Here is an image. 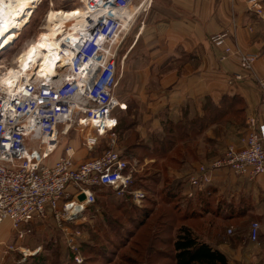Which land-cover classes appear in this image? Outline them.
<instances>
[{
    "label": "crops",
    "instance_id": "1",
    "mask_svg": "<svg viewBox=\"0 0 264 264\" xmlns=\"http://www.w3.org/2000/svg\"><path fill=\"white\" fill-rule=\"evenodd\" d=\"M153 2V7L137 18L126 36L128 51L124 58L129 64L121 71V76L126 74L127 77L122 90L121 126L138 125L136 138H141L134 148L137 156L130 154L132 161H138L139 167L142 163L149 164L151 170H155L153 175H145L144 180L156 177L158 194L165 183L181 186L183 200L190 204L189 209L196 210L200 217H208L201 237L222 252L228 264H264V175L249 178L222 168L215 172L208 193L201 192L195 201L184 197L190 186V169L221 154L229 142L242 146L250 119L264 123V108L260 106L261 95L256 81L246 77L234 85L227 83L229 75L239 73L245 77L251 75L250 71L240 66L236 53L222 60L224 47L211 42L212 36L234 29V39L228 36L226 44L237 45L243 52L256 55L254 71L263 76L264 21L248 11L246 0ZM226 97L243 100L246 108L242 126L234 121L230 123L231 119L214 123L207 119L210 105L218 107ZM127 105L131 107L127 109ZM131 110H136L140 125L134 120L128 125L125 118H132L129 117L134 113ZM180 120L187 123L185 143L188 148L184 158L172 162L154 155L153 149L159 146L155 140L169 133L167 127L176 126L170 135L183 130L177 128ZM228 126H233V132L224 141L222 133ZM124 135L130 138L132 134L128 131ZM78 141V136L63 139L57 155L69 143L76 148V160H85L80 155ZM182 168L185 171H181ZM183 172L185 179H181ZM254 221L260 224L257 241L250 238ZM230 226L234 234H227ZM26 244L25 239L18 237V230L6 220L0 227V264H20L21 260L30 263L27 256H35L44 249L38 242ZM25 250L29 253L23 258Z\"/></svg>",
    "mask_w": 264,
    "mask_h": 264
},
{
    "label": "built area",
    "instance_id": "2",
    "mask_svg": "<svg viewBox=\"0 0 264 264\" xmlns=\"http://www.w3.org/2000/svg\"><path fill=\"white\" fill-rule=\"evenodd\" d=\"M79 1H86L89 10L86 24L72 40L62 41L61 55L70 51L71 56L59 62L57 73L51 78L33 75L21 80L12 91L0 87V227L10 221L20 238L26 233L24 225L47 218L49 212L59 216L60 205L70 216L78 217L96 202L94 186L109 187L123 195L134 174V168L115 147V140L111 147L90 159L77 161L72 144L57 155L61 137H70L73 131L90 130L84 137L90 149L105 134L116 136L117 108L123 104L116 96L120 43L115 40L129 29L122 39L125 40L139 13L132 17L121 15V10L135 0ZM246 2L254 15L264 21V1ZM211 42L223 46L226 34L212 36ZM225 50L227 55L222 59L235 52L230 47ZM237 52L241 66L250 71L260 87V106L264 108V75L254 71L257 57L241 49ZM242 77L235 75L238 80ZM242 143L229 145L221 156L200 164L196 173L189 175L188 196L208 189L213 175L222 168L249 178L264 175V123L250 119ZM81 193L86 195L83 201L78 198ZM145 196L140 189L132 192L139 204ZM76 206H80L78 211L74 210ZM258 228V223L252 225L250 238L254 241ZM75 260L81 263L79 258Z\"/></svg>",
    "mask_w": 264,
    "mask_h": 264
},
{
    "label": "rangeland",
    "instance_id": "3",
    "mask_svg": "<svg viewBox=\"0 0 264 264\" xmlns=\"http://www.w3.org/2000/svg\"><path fill=\"white\" fill-rule=\"evenodd\" d=\"M143 2H144V0H135L134 1V3L139 5V7L142 6ZM80 3L81 2L79 0H43V2L37 6V9L35 10L34 13H31L25 17L24 25L21 27V29L19 31L20 36L18 37L17 41H15V43L11 47L7 48L5 51L0 52V58L2 59V61L0 62V68H1L0 70L3 71V70H6L7 67L9 68L10 66H8L7 64L14 63L15 65H17L18 64V61H17L18 56L21 54H26V52L30 48L31 42L39 40V38H41V36L45 32L44 25L46 23V14H47L48 10L50 8H52L51 5H53V7H55V8L73 9L74 6L79 5ZM153 3H154L153 0H151L150 4L147 7L141 8L137 16L140 18L141 15H143L144 11L153 7ZM245 3H246V7H247L248 11L252 12L248 8L247 2H245ZM150 5H151V7H150ZM139 20L140 19H138V21ZM226 32H223L224 34H226V39L229 36V38H231L233 40L234 39V29H233V31L231 30V32H230V30H228ZM123 35L124 34L122 33V35H120L121 38H119V40H118V43H120L118 46V51H119V83H118V86L116 88V96H117V99L119 100L120 104L122 103V90L125 88V86L127 84L126 83V81H127L126 74L121 76V74H122L121 71L124 67L126 68L129 64V61L126 60V62H125V58H124L127 56L128 39L126 38L124 41H122L123 37L125 36V35L124 36ZM232 45H228L225 42V44L223 45L224 54L226 51L225 50L226 47L232 48V50L235 51L234 53H236L239 56L240 66H241V57H240V54L237 52V50L240 48L237 45L236 46L234 45L232 47ZM263 48H264V45H263ZM224 54L221 56V59L224 56ZM225 55H227V54H225ZM3 60H5V61H3ZM222 60H224V59H222ZM256 61H257V59H256ZM256 61H255V63H256ZM255 63H254V65H255ZM244 70H246V69H244ZM235 75H236V73L231 74L227 77V83L228 84L234 85L236 83L238 78H235ZM246 77H248L251 80L253 79L251 77V75L250 76L247 75L245 77L243 76L242 79L243 78L245 79ZM252 81H255V80L253 79ZM258 87H259V85H258ZM259 89H260V87H259ZM260 95H261V90H260ZM128 105H127V109H129L131 107ZM120 108H121V106H119L117 108L118 113H116L117 117H118V122H119V125L116 128V136H113L112 134H109V133L105 134L104 136L99 138V143L94 147V149H90L87 146L86 141L84 139V137H87L88 132L73 131L70 138L73 139L76 136L79 137L78 147L81 150L80 155L84 156L85 159H90V158L99 156L103 151H105L106 149L111 147L114 140H115V147H117L118 149H124L126 151V149L129 148L127 140L125 139V137H123V135L126 132L130 131V133L132 134L130 136V139L135 138L137 133H138L139 126L138 125H136V126L132 125V126H127L126 128L124 127V129H123L124 133H123L122 132V126H121V123H122L121 119L123 117H122V114L120 112ZM132 112H134V113H131L129 116L132 118H128V117L125 118L127 120V122H129L128 124L133 123L132 120H134L135 122H137L140 125L139 121L137 120L136 110H133ZM244 118H245V113L238 114V115L232 114L230 123H233V121H234V122H236V124L242 126L243 124H245ZM130 121H132V122H130ZM225 125H226V123H225ZM246 128L247 129L249 128V122H248ZM140 129H141V132L143 133L144 127L142 126ZM232 132H233V126H228L227 130L224 133H222L221 139H224V141H227L228 136ZM138 136H140V135H138ZM66 138H67V136H62L61 141L63 139L66 140ZM139 141L141 142V138L140 139L136 138V140L134 142H139ZM229 143L231 144L232 142H229ZM228 144L226 145L225 148H227L230 145V144L229 145ZM61 145H62V142H61ZM231 145H235V144H231ZM61 148H62V146H60L58 151H60ZM128 150H130V149H128ZM225 150H223V152L221 154L213 155L214 157L211 156L210 159L203 161L202 163H205V164L210 163L212 160L221 156L225 152ZM195 151H192L194 158L197 157L195 155ZM192 152H190V153H192ZM142 153H146V152L143 151ZM183 153H184V151L182 152V154ZM55 156H56V153H55ZM55 156L53 155L51 157L50 162L55 158ZM183 156H179V158H181ZM130 162L132 163L131 164L132 167L136 169L135 173H137L136 177L139 178V181H141V183H144L143 185H146L148 187H152L151 182H149L148 180H144V176L145 175H149V176L153 175V172L155 170H151L152 167H150L149 164L142 163L141 167H144V165H145V167L141 168V167H139V163H137L138 161L133 162L132 160H130ZM202 163H200V164H202ZM163 165H164V163L159 165V166H163ZM197 167L190 169L191 172L188 175H190L191 173L192 174L196 173ZM181 171H185V169L182 168ZM185 178H186V175H185V172H183L181 179H185ZM211 181H212V184L209 186L210 190H211V187L213 185L214 175H213ZM154 188L157 189L156 186H154ZM209 188L204 189L202 191L196 190L194 196L189 197L187 194L186 197H187V199H192L193 201H195L196 199H198L200 192L205 191L206 193H208ZM102 190L107 192V196L102 195L100 193L97 195V199L103 203V204H100L101 206L100 205L99 206L102 207L103 210H105L107 212V214H109V216H106L105 215L106 213H104L103 210H99V208H96V209H94L93 207L91 208L90 207L91 205H89L85 210H83L79 214L78 217L73 218L72 216H70L68 211H65L63 209V205H60L59 206V210H60L59 216L55 213L49 212L47 218L42 217V218L37 219L36 222H32V223L24 225L23 228L26 231V233L20 239L21 240L25 239L27 246H29L28 244L32 245V244H35L36 242H38L39 244L43 245L44 249L41 252H39L38 254H36L35 256H32V257L27 256L30 260V263H27V262L25 263V260L24 261L21 260L20 264H35L36 263L35 258L40 257L41 255H44L45 258L47 257L49 259L48 260L49 264H55V262H56V264H158L159 262H161L162 264H174V261L171 257L172 250H173L172 243L167 242V243H164V245H163L162 242L156 241L155 242V244L157 245V248L155 249L156 252L158 249H161L162 252H160V253L157 252V253L153 254L154 255L153 261H151L150 258H148V254H149L148 251H146L145 253H142L143 251H145L144 248L146 245V241L149 238V233H150V231L148 229L149 227L148 226L144 227L145 225L142 226L141 227L142 232H140L137 235V237L136 236L132 237L134 234V232L132 230H136L135 224H134V222H131V223L128 222V216L127 215L129 212L134 214L133 209H130L129 206H119V205H121V203L119 202V199H120V197L125 196V193L123 195H120L117 193L116 190L111 189V188H105ZM140 190H142L145 193V195L147 193V195L150 196L151 198H154V197L157 198L155 193L147 192L144 188H141ZM186 193H188L187 190H186ZM107 197L109 199L108 203L105 202ZM158 197L160 198V197H162V195L159 194ZM132 200L138 206H141L144 203L148 204L150 202L149 199H148V201H146V199H143L141 201L142 203L139 204V203L135 202L133 198H132ZM175 203H176V201L172 202L171 207H172L173 211H171V212L167 211V212H170L176 216V219H175L176 222L174 221L173 223H175L177 226L174 228L173 233H176L177 227L181 223L179 221V220H181L180 217H181L182 213L184 212V210H183L184 207H182L181 204L179 207H181L182 209L173 208ZM192 203H195L196 205H198L199 202L198 203L192 202ZM159 205L166 206L165 203H160ZM148 206H150V204H148ZM186 206H187V201H186ZM171 207L168 209H171ZM127 208H128V210H126ZM154 211H156V213L159 214L163 211V209L157 208ZM153 216H151L150 219L147 220V222H152L151 220L153 219ZM193 219L194 220L189 219L190 220L189 221L190 226L191 227L193 226L194 230L197 231V233L199 235H201V232L203 231V227L207 223L208 217L206 216L205 218L200 217L199 219H197V218H193ZM118 222L120 224H115ZM126 223L129 225V226H127L129 228H126V225H125ZM254 223H258V222L254 221L252 223V225ZM252 225H251V228H252ZM259 226H260V224H259ZM163 229H166V228H163ZM226 232H227V234H234V228L232 226H230L229 228H227ZM250 232H251V230H250ZM160 233L161 234H158V235H161L164 239L168 238L167 236L169 233L166 230L162 231ZM258 236H259V228H258ZM136 238L140 239L141 244H139V243H138V245L135 244ZM257 240H258V238H257ZM257 240H255V241H257ZM130 245H134V248ZM46 246H48V247L46 248ZM25 252H23V258L25 257L24 255H28V253H29L28 250H25ZM126 254L131 256V260H127V257L125 256ZM76 257L81 260V263H79L77 260H75ZM121 258H123L126 262L121 263V261H120ZM20 259H21V257H20Z\"/></svg>",
    "mask_w": 264,
    "mask_h": 264
},
{
    "label": "trees",
    "instance_id": "4",
    "mask_svg": "<svg viewBox=\"0 0 264 264\" xmlns=\"http://www.w3.org/2000/svg\"><path fill=\"white\" fill-rule=\"evenodd\" d=\"M245 104L243 100L241 99H236L235 97H226L222 103L217 107V106H212L210 105L209 109V115L207 116V119H209V122L214 123L217 121H224V120H230L232 117V114L238 115L242 114L245 111ZM245 119V118H244ZM119 125V122H118ZM130 125V124H128ZM132 126V124L130 125ZM187 123H183L182 120L179 121L177 128L183 129L180 130V132L177 130V135H170L174 130L176 129L175 125L167 127V130H169V133L162 134L160 137L158 136V139L155 140L156 143L159 144V146L153 149V154L158 155L161 158H166V160H171L172 162H175L176 160H181L184 158L183 155H185V150H187L188 146L185 143L187 140L188 133L186 131ZM200 128H201V122H200ZM123 125H122V132H123ZM166 130V131H167ZM124 133V132H123ZM123 137H126L123 135ZM127 140V143L129 145L130 150L126 149H120L123 156L128 160L129 166L132 167V163L130 160H132V157L130 154L137 156L135 153V146L137 145L138 142H134L136 140L135 138H125ZM154 143V144H156ZM129 151V152H128ZM172 151V153L170 152ZM184 153L182 154V152ZM179 156H183L179 158ZM139 158H141V155H138ZM137 173L133 174L132 181L128 187V189L125 192V196L120 197L119 202L121 205L119 206H129L130 209H133L134 214L128 213V222H134L135 224V229L132 230L134 232L132 237H137V235L142 232L141 227L148 226L149 228V238L146 241L145 248L142 253H145L148 251V258H150L151 261L154 259L155 253H160L162 252L161 249H158L156 252L157 245L155 244L156 241L164 243H172L173 245V250L171 257L174 261V264H228V260L226 256L220 252L214 245H212L209 242H206L202 239L201 235L197 233V231L193 230V226H190L189 221L192 220L193 218L199 219L200 216L199 213L196 210H190V204H187L186 206V201L183 200V194L181 192V186H176L172 184H167L165 183L162 188L159 190V194L162 195L160 198H151L150 196L147 195L145 196L146 201L149 199L150 206L148 204L144 203L141 206L136 205L133 200H132V192L135 189H141L144 188L147 192H152L155 193L157 196V189L154 188L157 184V178L152 177L151 180H148L151 182L152 187H148L146 185H143L144 183H141L139 181V178L136 177ZM153 182V183H152ZM157 187V186H156ZM109 188L105 186H94V192L96 194V202L95 204H91V208L93 207L94 209L99 208V210H103L102 207H100V204H103L100 200L97 199L98 194L106 195L107 192L103 191L102 189ZM150 189V190H149ZM158 194V195H159ZM201 194V192L199 193ZM111 197V196H110ZM186 197V196H184ZM108 197L106 199V203H108ZM191 200V199H190ZM176 201L174 204L173 208L177 209H182L184 207V212L182 213L179 220L181 223L177 227L176 233L174 232V228L177 226L175 223H173L176 219V216L170 213L173 211L172 209V202ZM112 202V201H111ZM185 202V203H184ZM160 203H165L166 206H161L159 205ZM100 205V206H99ZM104 207V206H103ZM171 209H168L170 208ZM157 208H162L163 211L159 214L154 211ZM128 210V208L126 209ZM170 211V212H167ZM104 213H106V216H109L105 210H103ZM154 215V216H153ZM153 216V219L151 220L152 222H147V220L150 219V217ZM190 219V220H189ZM178 221V222H179ZM176 222V221H175ZM115 224H120L115 223ZM126 228H129L127 223L125 224ZM166 228V229H163ZM167 231L168 238L164 239L161 235L160 232L162 231ZM137 233V234H136ZM131 237V236H130ZM141 244L140 239L136 238L135 239V244L138 245ZM134 248V245H130ZM48 246H46L47 248ZM136 248V247H135ZM127 260H131V256L126 254ZM37 258V259H36ZM36 263L35 264H49V259L44 257V255H41L40 257H36ZM29 260V258H28ZM30 261V260H29ZM121 263H125L126 261L121 258L120 259ZM42 262V263H41ZM56 264V262H55ZM158 264H162L159 262Z\"/></svg>",
    "mask_w": 264,
    "mask_h": 264
},
{
    "label": "bare ground",
    "instance_id": "5",
    "mask_svg": "<svg viewBox=\"0 0 264 264\" xmlns=\"http://www.w3.org/2000/svg\"><path fill=\"white\" fill-rule=\"evenodd\" d=\"M42 2L43 0H36L34 5L33 0H0V30L13 28V26L21 29L27 16L24 15L25 11L28 12V15L34 13L37 5ZM150 2L151 0H144L141 7L133 2L129 7L121 10V15L132 17L141 8L147 7ZM51 6L52 8L46 14L45 32L41 38L31 42L26 54L18 56L17 65L14 63L7 64L10 66L9 68L7 67L3 71L0 70V87L2 89L12 91L21 80L29 79L33 75L40 78H51L57 73L59 62L62 60L67 61L70 58V51H66V55H61V43L64 40H72L76 32L84 29L89 11L86 1L74 6L73 9ZM18 21H22V23L18 24ZM125 24L127 25V23ZM128 30H123L122 33L126 35ZM19 36L18 32L15 41ZM119 38H121L120 35L116 38L115 43H118ZM33 49L34 51H32ZM30 55L32 57L31 62H29ZM0 60L2 61L1 58ZM26 62L28 67L25 69L24 64ZM87 132L89 133L90 130L88 129ZM79 208L80 206H76L74 210L78 211Z\"/></svg>",
    "mask_w": 264,
    "mask_h": 264
},
{
    "label": "snow or ice",
    "instance_id": "6",
    "mask_svg": "<svg viewBox=\"0 0 264 264\" xmlns=\"http://www.w3.org/2000/svg\"><path fill=\"white\" fill-rule=\"evenodd\" d=\"M33 4H36V0H33ZM38 6V5H37ZM24 15H28V12L25 11ZM22 23V21H18L17 22ZM20 31V28L13 26V28H8V29H3L0 30V52H3L4 50H6L8 47L12 46L15 42V37L16 34ZM41 47H43L41 45ZM34 51V49L32 50ZM32 61V57L31 55L29 56V62ZM28 67V63L26 62L24 64V68L26 69ZM110 123H115L114 121L110 122Z\"/></svg>",
    "mask_w": 264,
    "mask_h": 264
},
{
    "label": "water",
    "instance_id": "7",
    "mask_svg": "<svg viewBox=\"0 0 264 264\" xmlns=\"http://www.w3.org/2000/svg\"><path fill=\"white\" fill-rule=\"evenodd\" d=\"M78 198H79L80 201L85 200V198H86L85 193H81Z\"/></svg>",
    "mask_w": 264,
    "mask_h": 264
}]
</instances>
